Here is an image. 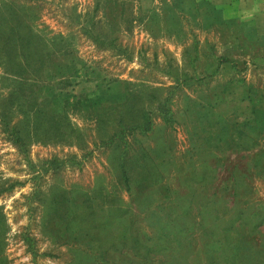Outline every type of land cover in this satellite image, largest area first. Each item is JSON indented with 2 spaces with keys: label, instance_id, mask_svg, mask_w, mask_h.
Returning a JSON list of instances; mask_svg holds the SVG:
<instances>
[{
  "label": "rangeland",
  "instance_id": "obj_1",
  "mask_svg": "<svg viewBox=\"0 0 264 264\" xmlns=\"http://www.w3.org/2000/svg\"><path fill=\"white\" fill-rule=\"evenodd\" d=\"M263 138L264 0H0V264H264Z\"/></svg>",
  "mask_w": 264,
  "mask_h": 264
},
{
  "label": "trees",
  "instance_id": "obj_2",
  "mask_svg": "<svg viewBox=\"0 0 264 264\" xmlns=\"http://www.w3.org/2000/svg\"><path fill=\"white\" fill-rule=\"evenodd\" d=\"M147 121H148V122H147V125H149L148 128H147V130H149V129H151V126H152V120H150V118H148ZM54 127H55V128H59V123L56 122ZM136 127H138V126H134V127H132V129H135ZM12 131H13V132H18L19 130L17 129V127H15V128H12ZM16 141H17V142H20V143L22 142L21 139H20V137L18 136V134H16ZM218 160H219V159H218ZM126 175H127V174H126L125 171H124L125 182L128 183V182H129V177L126 176ZM128 189H129V186H128Z\"/></svg>",
  "mask_w": 264,
  "mask_h": 264
},
{
  "label": "crops",
  "instance_id": "obj_3",
  "mask_svg": "<svg viewBox=\"0 0 264 264\" xmlns=\"http://www.w3.org/2000/svg\"><path fill=\"white\" fill-rule=\"evenodd\" d=\"M259 149H264V138L262 139V144L259 146Z\"/></svg>",
  "mask_w": 264,
  "mask_h": 264
}]
</instances>
